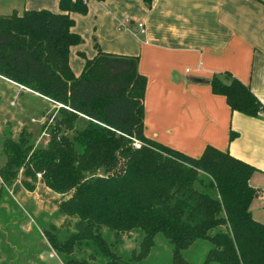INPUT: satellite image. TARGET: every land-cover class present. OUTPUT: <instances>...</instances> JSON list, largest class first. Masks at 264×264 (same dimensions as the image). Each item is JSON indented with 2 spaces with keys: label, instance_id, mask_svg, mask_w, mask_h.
<instances>
[{
  "label": "trees",
  "instance_id": "trees-1",
  "mask_svg": "<svg viewBox=\"0 0 264 264\" xmlns=\"http://www.w3.org/2000/svg\"><path fill=\"white\" fill-rule=\"evenodd\" d=\"M58 7L0 15V76L54 106L38 132L23 127L16 140L4 137L0 191L18 189L22 170L27 190L39 174L48 189L67 195L56 211L62 227L42 229L62 264H142L159 235L171 264H193L184 252L198 241L210 244L202 264H264V223L249 212L255 168L212 146L190 157L146 137L147 80L138 57L79 53L84 65L74 75L70 49L82 38L70 14L85 15L87 4L59 0ZM209 85L232 112L258 116L261 104L236 78L213 77ZM45 131L48 140L37 147ZM126 237L133 239L129 249Z\"/></svg>",
  "mask_w": 264,
  "mask_h": 264
},
{
  "label": "crops",
  "instance_id": "crops-1",
  "mask_svg": "<svg viewBox=\"0 0 264 264\" xmlns=\"http://www.w3.org/2000/svg\"><path fill=\"white\" fill-rule=\"evenodd\" d=\"M24 2L22 11L59 12V0ZM86 4L85 15L70 14L73 31L83 40L70 49L72 72L77 76L82 71L84 59L79 53L87 59L97 49L137 56L138 72L147 80L144 135L190 157L212 146L252 165L255 171L249 184L254 197L249 212L264 223V0H89ZM192 77L208 82L218 77L224 83L236 78L261 104L258 116L232 112L224 96L214 94L209 83L193 84ZM0 81L12 87L15 97L25 92L40 100L31 105L38 119L45 121L47 109H54L39 94L1 76ZM4 94L0 86V98ZM1 103L0 99V111ZM231 132L234 138L229 140Z\"/></svg>",
  "mask_w": 264,
  "mask_h": 264
},
{
  "label": "rangeland",
  "instance_id": "rangeland-1",
  "mask_svg": "<svg viewBox=\"0 0 264 264\" xmlns=\"http://www.w3.org/2000/svg\"><path fill=\"white\" fill-rule=\"evenodd\" d=\"M23 6H25L24 0H0V15H9L13 10H18L21 13ZM94 38L92 37V39ZM79 62L80 59H78ZM79 75L80 73L77 74V76ZM0 86L2 89L5 88V94L0 98L3 111H0L1 166L5 162L2 153L4 137L16 140L23 126L29 131L38 132L44 120L35 117L31 110V105L34 102H40V100L25 92H22L21 95L18 92L15 97L12 87L4 81H0ZM12 93L13 95H11ZM9 99L13 101V105H10ZM19 112H24L25 117L30 116V118L26 120ZM84 125L83 119L76 123L78 129L83 128ZM47 132L38 135L37 147L45 145L48 140ZM21 172L22 170L15 182L18 189H13L15 185L11 186L7 190L9 195L0 191V264H60L56 253L47 248L42 229L43 227L48 228L50 223L56 227H62L64 218L56 214V207L58 202L67 195L61 196L57 193L55 195L50 189L48 191L40 181L39 174H37V181L32 182L35 189L29 191L22 183L24 180L30 181V179L25 178ZM101 172L99 171L100 174ZM124 247L127 249L133 247V239L126 237ZM209 248V243L198 241L184 253L193 264H202ZM142 264H171L170 247L162 236H157L154 248Z\"/></svg>",
  "mask_w": 264,
  "mask_h": 264
},
{
  "label": "water",
  "instance_id": "water-1",
  "mask_svg": "<svg viewBox=\"0 0 264 264\" xmlns=\"http://www.w3.org/2000/svg\"><path fill=\"white\" fill-rule=\"evenodd\" d=\"M190 80L193 84H204V83L207 84V83H209L208 81L201 79V78H198V77H192Z\"/></svg>",
  "mask_w": 264,
  "mask_h": 264
},
{
  "label": "built area",
  "instance_id": "built-area-1",
  "mask_svg": "<svg viewBox=\"0 0 264 264\" xmlns=\"http://www.w3.org/2000/svg\"><path fill=\"white\" fill-rule=\"evenodd\" d=\"M83 3H87L89 0H81ZM138 30H140L141 32L143 31V24H139L138 25ZM187 72H188V70H187ZM139 145H140V143L138 142V141H134L133 142V146H135V147H139Z\"/></svg>",
  "mask_w": 264,
  "mask_h": 264
}]
</instances>
